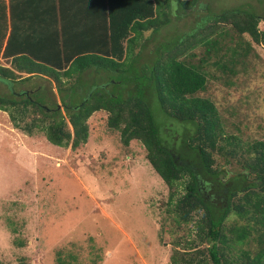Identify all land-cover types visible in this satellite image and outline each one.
<instances>
[{
	"label": "trees",
	"instance_id": "trees-1",
	"mask_svg": "<svg viewBox=\"0 0 264 264\" xmlns=\"http://www.w3.org/2000/svg\"><path fill=\"white\" fill-rule=\"evenodd\" d=\"M197 2L10 0L8 13L0 7V56L7 61L0 63V81L8 88L0 92V110L22 132L42 131L51 143L73 148L87 142L89 116L109 111L108 124L120 130L125 145L137 139L146 147L170 188L177 223L193 222L198 215L196 236L184 243L206 245L191 253L175 249L173 264H264V139L246 141L228 133L215 103L198 95L213 57L226 68L230 63L247 68L252 42L264 46L259 28L264 15L248 8L211 15L208 27L190 33L194 43L191 37L165 43L152 64L136 66L146 31L171 22L174 3L185 13ZM227 38L234 44L230 63L218 56L227 50ZM199 44L205 49L195 60L188 49ZM88 72L107 73L110 82H120V94L89 82ZM31 79L37 83L33 88H18ZM129 82L134 85L124 97ZM55 91L69 120L54 100ZM165 120L180 130L165 129ZM60 264H66L62 257Z\"/></svg>",
	"mask_w": 264,
	"mask_h": 264
},
{
	"label": "rangeland",
	"instance_id": "rangeland-1",
	"mask_svg": "<svg viewBox=\"0 0 264 264\" xmlns=\"http://www.w3.org/2000/svg\"><path fill=\"white\" fill-rule=\"evenodd\" d=\"M174 4L171 22L146 31L137 67L152 64L165 43L187 37L194 43L190 33L208 27L211 15L234 8L264 15V0H198L185 13ZM259 28L264 31V20ZM244 38L252 41L249 35ZM225 42L227 50L218 56L230 63L234 44L230 38ZM252 43L245 69L231 63L226 68L213 63V57L205 66V89L198 92L215 103L228 133L246 141L264 139V46ZM204 49L199 44L186 52L198 60ZM0 63L7 61L0 56ZM85 75L120 94V82H110L107 73ZM34 80H23L18 88H33ZM133 85L129 82L121 95L127 96ZM7 91L0 81V92ZM55 92L54 100L69 120ZM109 115L105 109L94 111L87 119V142L73 148L51 143L42 131L22 132L0 110V264H60V257L66 264H173L175 249L191 253L206 245H185L186 238L196 236L197 213L193 222L177 223L170 211V188L150 163L146 147L137 139L125 145L120 130L109 126ZM163 127L180 130L171 120Z\"/></svg>",
	"mask_w": 264,
	"mask_h": 264
},
{
	"label": "crops",
	"instance_id": "crops-1",
	"mask_svg": "<svg viewBox=\"0 0 264 264\" xmlns=\"http://www.w3.org/2000/svg\"><path fill=\"white\" fill-rule=\"evenodd\" d=\"M9 2H10V0H0V7H2V5H4V7L7 9V13L9 12ZM7 15H9V14H7ZM7 37H8V35H7Z\"/></svg>",
	"mask_w": 264,
	"mask_h": 264
}]
</instances>
